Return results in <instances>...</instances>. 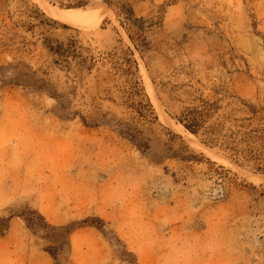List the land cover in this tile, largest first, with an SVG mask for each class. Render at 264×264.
I'll return each instance as SVG.
<instances>
[{
	"label": "rangeland",
	"instance_id": "rangeland-1",
	"mask_svg": "<svg viewBox=\"0 0 264 264\" xmlns=\"http://www.w3.org/2000/svg\"><path fill=\"white\" fill-rule=\"evenodd\" d=\"M204 101L220 125L188 133ZM258 125L264 0H0V264H264V175L227 137Z\"/></svg>",
	"mask_w": 264,
	"mask_h": 264
},
{
	"label": "trees",
	"instance_id": "trees-1",
	"mask_svg": "<svg viewBox=\"0 0 264 264\" xmlns=\"http://www.w3.org/2000/svg\"><path fill=\"white\" fill-rule=\"evenodd\" d=\"M204 102L200 107L186 108L182 113L183 118L179 120L188 131L195 135L200 133L207 134V132L210 133V130L216 131V127L220 125V123H216L215 126L207 127L214 113L220 109L218 101ZM249 110L254 116L260 112L259 108L253 105H249ZM142 112L139 109V113ZM110 124L117 129L121 136L132 142L142 154L150 155L155 149H158L152 146L151 139L140 128L121 121ZM227 137L229 139L228 148L236 152H241L244 158L255 162L257 164L256 171L264 175V125L250 127L246 130L233 129ZM240 145L243 148L238 151L237 147ZM156 156H159L158 160H161L162 158L174 157L175 153L171 151V148H163ZM25 221L28 227L32 226L29 219L25 218Z\"/></svg>",
	"mask_w": 264,
	"mask_h": 264
},
{
	"label": "bare ground",
	"instance_id": "bare-ground-1",
	"mask_svg": "<svg viewBox=\"0 0 264 264\" xmlns=\"http://www.w3.org/2000/svg\"><path fill=\"white\" fill-rule=\"evenodd\" d=\"M51 14L55 19L61 20L63 22L73 24V25H82L88 20V12H80L78 10L69 9V10H55ZM51 15V16H52ZM98 23L100 21H97ZM189 133V131H188Z\"/></svg>",
	"mask_w": 264,
	"mask_h": 264
},
{
	"label": "crops",
	"instance_id": "crops-1",
	"mask_svg": "<svg viewBox=\"0 0 264 264\" xmlns=\"http://www.w3.org/2000/svg\"><path fill=\"white\" fill-rule=\"evenodd\" d=\"M19 193H20V195L19 194H17V193H14L13 194V196L14 197H18V196H23V194H28V193H26L25 191H23V192H21V191H19ZM9 196H11V195H9ZM13 196H11V197H13ZM8 197V196H7ZM6 197V198H7ZM10 197V198H11ZM33 197V196H32ZM31 203H33L35 206H37V208H42V202H40V199L38 198V197H33L32 199H31ZM10 226H11V230L13 229V227L14 226H17V228H19L20 229V223H19V221L18 220H16L14 217H11L10 218ZM44 264H50V262L48 261V259H46V261L44 262Z\"/></svg>",
	"mask_w": 264,
	"mask_h": 264
}]
</instances>
